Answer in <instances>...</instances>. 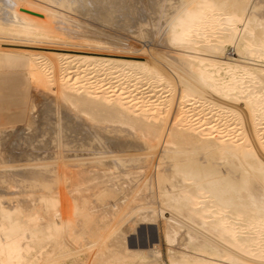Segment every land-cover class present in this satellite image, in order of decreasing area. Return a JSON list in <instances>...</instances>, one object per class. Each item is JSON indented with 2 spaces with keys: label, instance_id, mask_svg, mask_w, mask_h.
Masks as SVG:
<instances>
[{
  "label": "bare ground",
  "instance_id": "1",
  "mask_svg": "<svg viewBox=\"0 0 264 264\" xmlns=\"http://www.w3.org/2000/svg\"><path fill=\"white\" fill-rule=\"evenodd\" d=\"M159 7L149 53L104 29L119 7L0 0V264H264V0ZM22 69L77 122L36 158L19 139L47 110Z\"/></svg>",
  "mask_w": 264,
  "mask_h": 264
},
{
  "label": "rangeland",
  "instance_id": "2",
  "mask_svg": "<svg viewBox=\"0 0 264 264\" xmlns=\"http://www.w3.org/2000/svg\"><path fill=\"white\" fill-rule=\"evenodd\" d=\"M107 0H95V2H96V5H98V8H99V10H98V8H96L97 9V12L99 13H102L103 11H105V10H107V8L109 7H111V8H114V7H116V8H118V12H115L116 10H115V8L113 9V11L117 14L116 15V17H115V20L113 21V22H111V24H109V25H106L105 27H104V29L106 30V31H108V32H110V33H113V34H116V35H118V36H122L124 39H126L127 38V40L128 41H130L131 43H137V44H135L136 45V49L135 50H139V49H141V48H144V49H146V51L147 52H149V53H151V51H154L155 49L156 50H160L161 48L159 47V46H161V43L159 42L160 40L158 39V38H162V37H164L165 36V33H164V31L163 32H161V34H162V36L161 35H159L158 37H154L153 39H154V41L152 40V38H151V40H150V38H146L147 36L145 35H142V34H140L139 32H141L142 30H144L145 28H146V25H147V23H148V25L150 24V19H151V22H153L154 20H152L153 18L154 19H158L156 22H154V23H152V24H155L154 26H156V25H158L157 24V22H160V15H161V13H160V1L161 0H153L152 2H151V5H152V9H151V13H150V17L148 16L147 18H141V17H139V15L140 14H138V11H139V9H138V7L137 6H139V4H137V3H133L132 1H130V0H126V2L124 1V0H108V2H107V4H105V2H106ZM159 1V2H158ZM98 2V3H97ZM112 2V3H111ZM153 2H155L154 4H152ZM109 3H110V6H108L109 5ZM116 3V4H115ZM120 3V4H119ZM125 5H124V4ZM127 4V5H126ZM112 5V6H111ZM118 5V6H117ZM132 5V6H131ZM157 5V6H156ZM106 6V7H105ZM114 6V7H113ZM123 6V7H122ZM129 6V7H128ZM131 6V7H130ZM155 6V7H154ZM128 7V8H127ZM135 7H137V8H135ZM123 10H122V9ZM157 8V9H156ZM158 8H159V10H158ZM131 9V10H130ZM133 9H135V11L133 10ZM102 10V11H101ZM137 10V11H136ZM162 10V9H161ZM122 11V12H121ZM124 11V12H123ZM159 11V12H158ZM125 13V14H124ZM135 13V14H134ZM136 13H137V15H136ZM154 13V14H153ZM92 14V13H91ZM95 14H96V12H95ZM119 14V15H118ZM131 14H132V16L133 17H131ZM153 14V15H152ZM160 14V15H159ZM123 15V16H122ZM156 15H157V17H156ZM90 17H89V19L91 18V15H89ZM138 16V17H137ZM154 16V17H153ZM93 17V16H92ZM159 17V18H158ZM119 18V19H118ZM123 18H124V21H123ZM134 18H137L135 21H134ZM150 18V19H149ZM88 19V20H89ZM129 19V20H128ZM131 19V20H130ZM147 19V20H146ZM139 20V22L141 21V23H144V24H140L139 22V24H137V21ZM146 21V22H144V21ZM116 21V22H115ZM92 22H94V21H92ZM133 22V23H132ZM118 23H119V25H118ZM125 23V24H124ZM121 24V25H120ZM134 24H136V25H134V27H133V25ZM146 24V25H145ZM127 25V26H126ZM148 25H147V30H148ZM116 26V27H115ZM121 28H119V27ZM135 26H136V29H135ZM125 27H126V29H125ZM129 27H130V29H131V27H132V29L134 30V32H133V30L131 29V33H128L129 31H130V29H129ZM143 27V28H142ZM156 27H158V26H156ZM106 28H108V29H106ZM113 29V31L112 30H110V29ZM128 28V29H127ZM138 28V29H137ZM120 30V32H119V30ZM142 29V30H141ZM144 30L143 32H146L147 30ZM129 30V31H128ZM136 30H137V32H136ZM139 30H141V31H139ZM136 32V33H135ZM163 34H164V36H163ZM136 35V36H135ZM139 35L141 36L140 38H139ZM142 36H143V38H142ZM146 39H145V38ZM149 37V36H148ZM142 38V39H141ZM155 38H157V40L155 39ZM156 41V42H155ZM129 42V43H130ZM159 42V43H158ZM140 46H143V47H139V45ZM135 45H133V46H135ZM138 45V46H137ZM154 46H155V48H154ZM2 48L5 50V49H8V50H14V52H16V51H27V52H38V53H40V54H44V55H46V56H51V55H54L53 53H55V51H51V50H46V49H30V48H22V47H14L13 45H3L2 46ZM138 48V49H137ZM149 48H150V51H149ZM152 48H154V50H151ZM230 50H232L231 48H229ZM155 50V51H156ZM149 53H147V54H149ZM232 53V52H231ZM67 54V53H66ZM70 54H72V53H70ZM140 60V59H139ZM140 61H145L144 59H141ZM1 72L3 71V70H0ZM20 71V76H23L24 75V77H27V78H25V79H27V81L29 82V81H32L31 79H32V76H31V78H30V72L28 71V69H22V70H19ZM0 72V73H1ZM29 73V74H28ZM16 76H19V75H16ZM29 78H30V80H29ZM34 84H33V83ZM32 82H29V93H31V99L34 97V95H36V96H38L37 94H39V96L40 97H43L41 100H39V102H40V105H39V107L41 106V108H39L40 109V111H41V109H42V112H45V110H47L45 113H42L43 115L41 116V117H39L37 120H35L34 119V117L33 116H31L32 114H30V113H28V115L29 116H31V117H29L28 116V118H27V120H25V123L23 124L24 125V127L27 129V133L25 132L21 137H20V141H22L21 142V145H25L26 147H30V151H29V155H30V157H33V158H36V157H39L40 156V153H41V151H42V153L45 151V149H46V153L47 152H55L50 146H49V151H48V146L46 145H44V144H40L39 143V140H40V138L41 137H43V136H45V135H47V134H49L50 132H55V129H54V131L52 130L53 128H56V123H58L59 121L60 122H62L63 124L64 123H67V121H69L68 123H70L72 120L74 121H72L71 123H75L76 121V117H75V115L74 114H72L67 108H65V106H62L63 104H60L58 107H56L55 106V104L57 103L58 104V101H57V98H55L56 96L55 95H51V94H46L44 91H42L41 90V88L38 86V85H36V83H35V81H32ZM114 82H116L115 80H113V82L112 83H114ZM123 82V81H122ZM30 84H32V85H30ZM118 84H120L119 82L116 84H114V85H116V86H118ZM134 84V83H133ZM144 84H147V82L146 83H143L142 85L144 86ZM132 85V84H131ZM142 85H140V86H138V87H140L141 88V86ZM137 86H135V87H137ZM132 88H130V90H132V91H130V92H133V91H135L136 89H138V88H136L135 89V87H134V89H133V86H131ZM144 88H147L148 90L147 91H145V89ZM142 89H144L143 91V93H147L145 96H152V95H155L156 94V92H155V90L153 89V87L152 86H150V85H148L147 84V86L145 85ZM141 89V90H142ZM140 90V89H139ZM138 90V91H139ZM141 90L139 91V92H141ZM154 90V91H153ZM137 90L135 91V92H137V93H135V95L136 94H138L139 92H138ZM152 91V92H151ZM32 93H34L33 95H32ZM157 97H161L160 96V94L158 93L157 94ZM38 99H39V97H37ZM150 98V97H149ZM53 101H52V100ZM54 99H56V101L54 100ZM154 99H156V98H154ZM50 102V103H49ZM47 103H48V107H50V105H51V107H55V110H58L59 112L57 113V112H55L54 113V110H53V112L50 110H48V108L46 107V105H47ZM45 105V106H44ZM53 105V106H52ZM45 109H44V108ZM49 108V109H53V108ZM63 107V108H62ZM57 108V109H56ZM61 108V109H60ZM16 109H11L10 111H7L8 113L7 114H9V112H13V111H15ZM44 110V111H43ZM63 110V111H62ZM69 111V112H66V111ZM48 112V113H47ZM50 113H52L51 115H49V116H46V114H50ZM56 114H58V115H56ZM68 116H67V115ZM73 115V116H71V115ZM56 115V116H55ZM61 115V116H60ZM64 115V116H63ZM66 116V117H65ZM52 117V118H51ZM60 117V118H59ZM63 117V118H62ZM68 117V118H67ZM70 117V118H69ZM71 117H73V118H71ZM47 118H48V120H47ZM68 119V120H67ZM75 119V120H74ZM30 120V121H29ZM66 120V121H65ZM51 121H53V122H51ZM28 122V123H27ZM30 122V123H29ZM38 123V124H37ZM39 123H41L40 124V127H39ZM52 123V124H51ZM53 123H54V125H53ZM77 123V122H76ZM27 124V125H26ZM31 124V125H30ZM50 124V125H49ZM28 125H30V126H28ZM34 125V126H33ZM10 127H14V126H11V125H9ZM9 126H3L2 128L0 127V131H2V130H12V128H9ZM31 126L33 127V128H31ZM7 127V128H6ZM22 128H23V126H21ZM20 127V128H21ZM35 127H36V130H35ZM50 127V128H49ZM5 128V129H4ZM29 128V129H28ZM37 128L39 129V132H38V130H37ZM14 129V128H13ZM24 129V128H23ZM31 132H30V131ZM52 130V131H51ZM41 131V132H40ZM31 134H30V133ZM32 132H34L35 134H33ZM46 132V133H45ZM38 135H37V134ZM30 134V135H29ZM44 134V135H43ZM43 135V136H42ZM28 136V137H27ZM33 136V137H32ZM32 140V141H31ZM36 140H37V142H36ZM39 144V149H38V144ZM36 144V145H35ZM42 146V147H41ZM36 147V148H35ZM44 147V148H43ZM47 147V148H46ZM37 151H36V150ZM51 150V151H50ZM35 154L34 156H33V153ZM39 152V153H38ZM31 153V154H30ZM38 153V154H37ZM45 153V152H44ZM161 225H159L158 226V231H159V236H161L162 235V233L160 234V232H161V227H160ZM162 248H163V251H164V254L166 253V246L164 245V244H162Z\"/></svg>",
  "mask_w": 264,
  "mask_h": 264
}]
</instances>
